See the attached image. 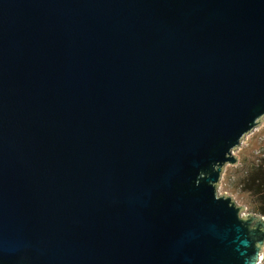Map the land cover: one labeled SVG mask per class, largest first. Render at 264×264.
<instances>
[{
	"label": "water",
	"instance_id": "1",
	"mask_svg": "<svg viewBox=\"0 0 264 264\" xmlns=\"http://www.w3.org/2000/svg\"><path fill=\"white\" fill-rule=\"evenodd\" d=\"M263 121L264 0H0V264H261Z\"/></svg>",
	"mask_w": 264,
	"mask_h": 264
},
{
	"label": "rangeland",
	"instance_id": "2",
	"mask_svg": "<svg viewBox=\"0 0 264 264\" xmlns=\"http://www.w3.org/2000/svg\"><path fill=\"white\" fill-rule=\"evenodd\" d=\"M264 128V121L262 123ZM261 125V126H262ZM260 126V127H261ZM258 127L257 129H259ZM263 128H260L258 131H254L250 134H248L243 142L240 148L235 150L234 155L237 158V164L236 165H227L224 167L220 182L217 187V191L219 195H226L228 197H231L238 206L244 207L245 213H254L252 210V205L250 202V198L246 195L240 192L236 186L235 181L237 177L239 176V169L242 164V160L246 159L248 161L252 160L253 152L260 147L261 142V135L263 133ZM258 150V149H257ZM256 214V213H255Z\"/></svg>",
	"mask_w": 264,
	"mask_h": 264
},
{
	"label": "trees",
	"instance_id": "3",
	"mask_svg": "<svg viewBox=\"0 0 264 264\" xmlns=\"http://www.w3.org/2000/svg\"><path fill=\"white\" fill-rule=\"evenodd\" d=\"M260 143L251 161L242 160L235 186L250 198L253 212L264 217V141Z\"/></svg>",
	"mask_w": 264,
	"mask_h": 264
},
{
	"label": "built area",
	"instance_id": "4",
	"mask_svg": "<svg viewBox=\"0 0 264 264\" xmlns=\"http://www.w3.org/2000/svg\"><path fill=\"white\" fill-rule=\"evenodd\" d=\"M260 128H263V125H262ZM260 128H259V129H260ZM259 129H255L254 131H256V130L258 131ZM254 131H253V132H254ZM260 139H261V141H264V128H263V133H262Z\"/></svg>",
	"mask_w": 264,
	"mask_h": 264
},
{
	"label": "crops",
	"instance_id": "5",
	"mask_svg": "<svg viewBox=\"0 0 264 264\" xmlns=\"http://www.w3.org/2000/svg\"><path fill=\"white\" fill-rule=\"evenodd\" d=\"M263 258H264V256H263ZM261 264H264V261L263 260H262Z\"/></svg>",
	"mask_w": 264,
	"mask_h": 264
}]
</instances>
